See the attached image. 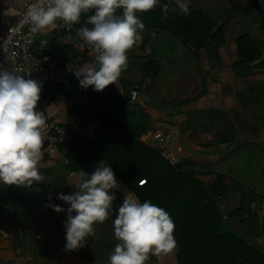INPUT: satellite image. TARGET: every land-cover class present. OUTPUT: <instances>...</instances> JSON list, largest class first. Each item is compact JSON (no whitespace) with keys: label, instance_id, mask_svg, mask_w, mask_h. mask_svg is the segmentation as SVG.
Here are the masks:
<instances>
[{"label":"crops","instance_id":"crops-1","mask_svg":"<svg viewBox=\"0 0 264 264\" xmlns=\"http://www.w3.org/2000/svg\"><path fill=\"white\" fill-rule=\"evenodd\" d=\"M27 0H0V30L4 31L21 12ZM175 1V0H174ZM214 22L213 30L223 28L225 43L219 46V59L207 48L182 42L170 30L149 27L141 31V40L127 50V67L115 82L121 94L139 90L135 102L150 114L147 131L140 139L159 148L173 163L185 162L209 185L217 174L237 183L223 198L224 214L230 223L252 243H263L264 250V0H185ZM253 39L259 58L251 61V70L236 73L242 37ZM74 34L56 27H44L37 42L54 56L62 46L76 50ZM242 42V48L245 47ZM96 51L79 52L65 63L67 70L94 67ZM156 62L157 69L143 68V62ZM75 74L58 85L41 89L37 107L47 120L74 130L68 142L49 139L42 145V180L33 185L0 184V264H109L108 255L117 243L113 218L94 225V234L85 243L66 250L65 228L68 202L57 193L76 191L71 184L82 169H73L69 154L86 156L88 141L94 137L97 121L88 120L73 109L90 101L79 92L72 98L69 89L77 82ZM118 108V105H116ZM162 131L160 143L154 134ZM81 136L85 140H79ZM76 141L78 144L76 145ZM79 166V164H78ZM116 175V174H115ZM116 186L125 196L136 195L116 175ZM51 193V197L49 194ZM242 194H250L248 211L231 214ZM60 204L57 211L50 204ZM255 211L258 218L243 220ZM145 264H178L174 251L149 254Z\"/></svg>","mask_w":264,"mask_h":264},{"label":"clouds","instance_id":"clouds-1","mask_svg":"<svg viewBox=\"0 0 264 264\" xmlns=\"http://www.w3.org/2000/svg\"><path fill=\"white\" fill-rule=\"evenodd\" d=\"M158 3L161 0H29L27 16L34 28L41 29L54 27L58 19L71 26L82 13L91 11L77 35L96 51V64L73 72L80 86L102 90L117 81L127 67V50L141 40L145 25L137 12ZM171 3L172 0L163 3L162 10L169 9ZM175 4L172 11L178 8L188 13L185 0H175ZM117 9L122 11L118 13ZM41 89L42 81L19 70L0 67V184L31 186L42 180L40 161L47 118L37 107ZM81 176L71 183L76 191L57 193L58 198L68 202L63 221L66 250L82 246L94 234V225L109 216L116 195L112 189L119 182L114 169L103 159L90 172L82 169ZM50 206L65 210L60 204ZM112 223L117 243L108 255L109 264H145L150 253H168L177 245L173 218L149 199L125 196ZM16 264H21L19 259Z\"/></svg>","mask_w":264,"mask_h":264},{"label":"trees","instance_id":"trees-1","mask_svg":"<svg viewBox=\"0 0 264 264\" xmlns=\"http://www.w3.org/2000/svg\"><path fill=\"white\" fill-rule=\"evenodd\" d=\"M167 2L168 0H161V3L151 9L137 12L144 22V28L170 30L182 42L192 43L198 48L205 47L220 60L219 46L225 43L223 28L214 31L211 17L192 5L188 6L187 14L178 8L172 11L173 7H177L172 0L169 9L162 10V4ZM121 11L117 9L118 13ZM89 14L91 11L81 14L79 27L87 23L86 16ZM242 42H245L244 48ZM240 44V60L235 64L236 73L251 70V61L261 55L259 51H251L255 47L252 38L244 36ZM77 51L70 45H64L51 56V61L62 76L74 74V69L67 70L65 63L76 56ZM142 66L152 68L154 72L157 69L154 61L143 62ZM255 66L264 67V60ZM77 80L69 89L72 91L69 97L83 92L89 96L90 101L83 107L73 104L72 108L83 114L85 119H95L97 127L94 137L88 141L89 153L86 156L69 154V164L73 169L90 172L94 170L96 162L103 159L141 201L149 199L168 211L175 224L174 237L177 245L173 251L178 264H264L263 243H252L230 223V216L224 215L223 198L237 188V183H229L224 175L217 174L214 181L207 185L195 170L186 167L185 162L173 163L159 148L144 143L140 136L147 131L151 116L141 104L132 101L128 93L121 94L117 91L115 82L102 90H95L91 85L87 88L80 86L79 78ZM78 137L79 140L86 139ZM77 142L79 141H76V145ZM143 178L146 182L140 184L139 181ZM112 191L116 194L110 212L114 219L125 195L116 187ZM248 199L255 201V197L250 194H242L240 205L231 214L242 215L248 211ZM257 218V213L251 211L243 220Z\"/></svg>","mask_w":264,"mask_h":264},{"label":"built area","instance_id":"built-area-1","mask_svg":"<svg viewBox=\"0 0 264 264\" xmlns=\"http://www.w3.org/2000/svg\"><path fill=\"white\" fill-rule=\"evenodd\" d=\"M28 3L29 0L26 1L21 12L6 30H0V67L9 70H19L22 74L42 81L43 89L60 83L63 76L51 61V55L45 52L43 46L37 42V37L43 28H34L33 23L28 18ZM54 27L74 34L77 38L75 47L79 52L95 51L92 45L77 35L78 22L72 23L71 26H66V22L58 19ZM138 96L139 90L132 89L130 93L131 100L136 101ZM43 132L49 139L58 142H68L74 138V130L72 128L59 123H51L47 119ZM154 136L160 143L165 140V135L162 131L155 133ZM145 182V178L139 181L140 184Z\"/></svg>","mask_w":264,"mask_h":264},{"label":"rangeland","instance_id":"rangeland-1","mask_svg":"<svg viewBox=\"0 0 264 264\" xmlns=\"http://www.w3.org/2000/svg\"><path fill=\"white\" fill-rule=\"evenodd\" d=\"M204 177V179L207 181L208 180V178H206V176H203ZM204 181V180H203ZM206 181H204V182H206ZM225 215V214H224ZM230 221V220H229Z\"/></svg>","mask_w":264,"mask_h":264}]
</instances>
